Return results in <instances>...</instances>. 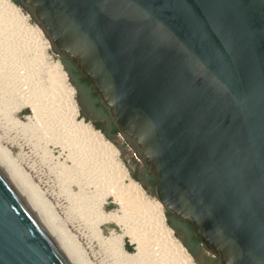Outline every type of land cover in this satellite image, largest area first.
Returning <instances> with one entry per match:
<instances>
[{
  "label": "water",
  "instance_id": "1",
  "mask_svg": "<svg viewBox=\"0 0 264 264\" xmlns=\"http://www.w3.org/2000/svg\"><path fill=\"white\" fill-rule=\"evenodd\" d=\"M216 264H264V0H15ZM0 264H68L0 170Z\"/></svg>",
  "mask_w": 264,
  "mask_h": 264
},
{
  "label": "rangeland",
  "instance_id": "2",
  "mask_svg": "<svg viewBox=\"0 0 264 264\" xmlns=\"http://www.w3.org/2000/svg\"><path fill=\"white\" fill-rule=\"evenodd\" d=\"M10 1L13 2L12 0ZM14 5L18 6L16 3H14ZM18 8L21 10V12H23L24 15H26L25 11L20 6H18ZM0 14V28L4 31L7 38H11V41L8 39L7 40L10 41V43L14 42L12 43V46L10 45L8 50L6 49L7 46H5L4 49H0V78H2V72L4 75L6 74L9 76L8 79V76L5 75L7 79L11 81V95L8 94L9 101L11 98L13 105L22 104L19 106L17 111H12L9 117L27 125L30 122L35 121L38 116H41V118L44 116V126L46 123L52 129V133L54 135L55 133L58 134V138L61 142L60 149L63 151H67L69 149H79V146H84L83 142H85L87 146L92 144L87 138H85L83 135L80 136L77 133L78 131L72 128L70 122L72 118L70 117L71 114L69 108L67 109L68 106L66 103V94L62 92L63 90L61 88V84L56 79L49 66L50 58L55 60L56 57L52 55L49 49H47V53L43 54V56L39 55L40 53L37 50L39 46L37 43H35V37L29 32H26L25 26L22 25L19 20L13 16V14L9 13V15L8 12L6 13V10H4L2 7L0 8ZM28 22L33 26H36L30 20V18H28ZM13 47H15V50ZM38 57L41 58L39 59ZM62 70L64 71L63 67ZM67 83L71 86L68 79ZM73 98L78 114L76 118L79 119L82 116L79 113L76 103L75 91L73 92ZM23 102L27 103L23 104ZM0 103V147L4 148L8 152L9 157H11V159L14 161L17 168H20L21 173L23 172V175L29 179L28 181L35 187V190L39 196L41 195V198L46 203V206L48 205L47 207L54 213L51 214H53V217L55 216L57 219L55 220L58 221H55V225L60 229V226H62L65 234L67 233L69 235V239H71L73 244L77 246L78 251L80 250L79 252H82V256H85L87 264H119L117 263V256H113L111 255V252L105 251L103 241H101L99 238L103 239L106 237L108 239L110 234H114L112 231L121 234L123 232L121 226L115 224L112 221H108L97 224L95 226L96 228H94V232L90 225L86 224L79 218L77 212H73L71 210V204L66 198L67 195H65V192L62 190L61 184H59L60 179L58 180L57 178L59 176L57 171L58 168L56 169L54 165L55 163H53L56 161V158L53 160V162L48 158L42 159V155H40L38 149L34 150L32 141H29L30 135L28 130H26L27 133H25V131H22L19 128H14L12 125L10 126V124H7L3 120L1 117V107L4 104L3 98L2 102ZM31 104L35 107L34 111L31 108ZM67 110H69V112ZM27 117H31V119L27 120ZM86 121L87 120L84 119V122ZM77 136L80 137L81 140H77ZM81 142L82 145H79ZM119 142H121L120 138H118L116 142L109 140V143H111L116 151H118L117 158L127 169V165L122 158V154L126 150L123 149V153L120 152V148L118 147ZM48 149H50L52 155L54 154L56 157L60 151L58 146L49 145ZM92 153L93 157H91L89 160L90 165L95 166L97 163H101V167L100 171L98 173L95 172L94 174L98 177V180H92L90 182V187H88L86 191V198L90 202L91 206L94 205L98 193H101L106 189V187L110 185V183L114 181L111 180L112 175H110L107 163L108 161L103 150L99 147L96 148L93 146ZM61 157H59V161L66 162ZM130 162H132L131 165L136 163L139 169L142 168L141 162H137L133 158ZM50 166L52 168H50ZM54 168L55 171H53ZM70 185L71 190L73 189L72 191L74 193H76L75 191L78 192V189L81 188H78L72 183ZM141 188L147 195V199L149 198L151 199L150 201H156L152 200L154 197L151 193V189L147 190L144 186H141ZM113 198L112 195H107L103 200L101 210L103 209L102 211H105L104 213L106 214L117 211V213L121 215L122 207L115 199L114 201ZM119 209L121 214L119 213ZM149 209L151 208L145 206V208H142V213L138 216H136V214H132L133 217L131 218L133 222L131 219L129 221L131 227L133 226L132 228L138 230V232L141 235H144V238H146L144 240V242H146L144 246L147 250L148 256H146L148 259H146V257L144 258L145 264H180V262L174 257L175 255L172 253V250H169L166 240L161 235H158V230L153 227L152 223H150L152 212H149ZM162 212L165 221V213L163 209ZM135 217L136 219H134ZM172 235L181 245L178 238L174 234ZM122 246L129 254L136 252V244L130 242V238L128 236L122 237ZM203 255L211 260L214 258L210 252L203 253ZM191 260L193 264H196L192 258ZM131 263V261H125L123 264ZM214 263L211 262L210 264Z\"/></svg>",
  "mask_w": 264,
  "mask_h": 264
},
{
  "label": "bare ground",
  "instance_id": "3",
  "mask_svg": "<svg viewBox=\"0 0 264 264\" xmlns=\"http://www.w3.org/2000/svg\"><path fill=\"white\" fill-rule=\"evenodd\" d=\"M1 7L6 10V13L8 12V14H13V16L18 19L22 25L25 26L26 32H29L35 37V43H37L40 52L43 54V48H48V42L43 37L40 29L37 26H33L32 24H30L28 22V16L24 15L23 12H21V10L18 8V6L14 5V3L10 0H0V8ZM7 39L11 41V38H7L4 31L0 28V49H4V47L7 46L6 49L8 50L10 45L12 46V43L14 42L10 43V41H8ZM13 48L15 50V47ZM49 66L56 79L60 82L61 88L63 90L62 92L66 94V103L68 106L67 109L69 108L71 114L70 117L72 118V120L70 121L72 128L78 131L77 133L80 136L83 135L85 138H87L92 144L87 146V144L83 142L84 146H79V149H69L67 151H63L60 149L61 142L58 138V134L55 133L54 135L52 133V129L46 123L44 126V116H42L43 119L41 118V116H38L35 121L30 122L27 125L13 120V118L9 117L12 111H17L19 109V106H21L22 104L13 105V103L11 102V98L9 101L8 94L11 95V81L8 80L9 76L5 74L6 76H8L7 79V77L2 72V78H0V102H2L3 98L4 104L1 107V117L3 118V120L7 124H10V126L12 125L14 128H19L20 130L25 131V133H27L26 130H28L30 135H27L29 136V141H32L34 150L38 149L40 155H42V159L48 158L53 162V160H55L56 158V161H54L53 163H55L54 165L56 169L58 168L57 171L59 176L57 178L58 180L60 179L59 184H61L62 190L65 192V195H67L66 198L71 204V210L73 212H77L79 218L86 224L90 225L91 229H93L94 232V228H96L95 226L99 223L112 221L115 224L121 226L123 230L121 234L112 231L114 234H110L108 236V239L106 237L103 239L98 237L99 239H101V241H103L105 251L111 252V255L113 256H117V263L123 264L125 261H131L133 264H145L144 258L146 257V259H148L147 250L144 246L146 244V242H144L146 238H144V235H141L138 230L132 228L133 226L131 227L129 222L130 219L132 220V214H136V216H138L142 213V208L148 206L151 208L149 209V212L151 211L153 216L152 219L150 213L153 227L158 230L159 233L156 231L158 235H161L166 240L169 246V250L171 249L172 253L175 255L174 257L180 262V264H193L189 254L186 253L184 247H182L176 241V239L172 235L171 229H169L165 224L161 204L157 200L150 201L151 199L149 198L148 200L147 196H145V193L138 186V184L130 179H126V171L117 159L116 149L104 138L102 139V136L94 128L76 118L77 108L73 98L74 90L67 83L65 75L59 66V63H49ZM26 103L27 102H23V104ZM31 108L33 109V111L35 110L34 105H32ZM69 110L67 111L69 112ZM30 119L31 117H27V120ZM76 138L77 140H81V138L78 136ZM49 145L59 147L60 151L57 157L54 156V154L52 155L50 149H48ZM79 145H82V142ZM93 146L96 148L99 147L103 150L104 155L106 156V159L108 161L107 163L110 175H112L111 180L114 181L110 183V187H106L105 190H103V188V191L101 193H98L94 205L91 206L90 202L86 198V191L87 188L90 187V182L92 180H98V177L94 174L95 172L98 173L101 167V163H97L95 166L90 165L89 160L91 159V157H93ZM59 157L63 158L66 162L59 161ZM50 168L52 167L50 166ZM0 170L3 172L12 186L16 189L22 200L29 207L39 223L53 240L68 264H87L85 256H82V252H79L80 250L78 251L77 246L73 244V241L71 239H69V235L67 233L65 234L62 226L59 225L61 227L60 229L55 225V221L57 219L55 218V216L53 217L54 213L47 207L48 205L46 206V203L41 198V195L39 196V194L35 190V187L28 181L29 179H27L26 176L23 175V172L21 173L20 168H17L14 161L11 159V157H9L8 152L2 147H0ZM53 171H55V168ZM71 183L75 184L78 188L81 187L78 189V192L75 191L76 193H74L72 191L73 189L71 190ZM107 195H112V198L114 197L113 200L115 199L118 204L121 205L122 214L120 213L119 209V213L121 215H119L117 211L109 212L108 214H106L104 213L105 211H102L103 209L101 210V205ZM134 219H136V217ZM153 221L155 225L153 224ZM123 236H128L130 238V242L136 244L135 253L129 254L124 250L122 246Z\"/></svg>",
  "mask_w": 264,
  "mask_h": 264
},
{
  "label": "flooded vegetation",
  "instance_id": "4",
  "mask_svg": "<svg viewBox=\"0 0 264 264\" xmlns=\"http://www.w3.org/2000/svg\"><path fill=\"white\" fill-rule=\"evenodd\" d=\"M58 59L66 72L69 83L74 88L78 110L83 119H86L93 128L97 129L102 134L104 138L116 142L119 135L110 122L105 109L98 103L97 97L90 89L87 81L81 77L70 61L61 57H58ZM118 147L120 148V152L123 153V149L125 148L121 142H119ZM122 158L127 165L130 178L138 182L141 186H144L147 190H152L154 179L147 173L143 163L141 162V169L138 168L136 163L131 165L132 162L130 161L132 158L127 155L126 151L122 154ZM132 174L136 179L131 176ZM166 224L196 264H210L211 262H215V258L211 260L203 255V253H208V251L204 249L199 239L192 235L191 230L185 221L178 220L175 217H167ZM214 264H216V262Z\"/></svg>",
  "mask_w": 264,
  "mask_h": 264
},
{
  "label": "built area",
  "instance_id": "5",
  "mask_svg": "<svg viewBox=\"0 0 264 264\" xmlns=\"http://www.w3.org/2000/svg\"><path fill=\"white\" fill-rule=\"evenodd\" d=\"M26 14V13H25ZM27 15V14H26ZM28 16V15H27ZM29 18V17H28ZM44 37V36H43ZM35 47H36V45H35ZM37 48V47H36ZM47 49H49V46H48V48ZM47 49L45 48H43V54H46L47 53ZM37 50L40 52V49L39 48H37ZM50 50V49H49ZM52 53V52H51ZM41 52H40V55L42 56L43 55ZM52 55L54 56V57H56V59L55 60H53L52 58H50V60H49V63H53V62H58L59 63V66H60V68H61V70H62V66H61V63H60V61H59V59H58V56L57 55H55L54 53H52ZM53 60V61H52ZM63 71V70H62ZM63 73H64V75H65V78H66V81H67V75H66V73L63 71ZM77 115L78 114H76V117H77ZM79 120H81V121H83L84 122V119H83V117H80L79 118ZM84 123H87L88 125H90V123L88 122V121H86V122H84ZM91 126V125H90ZM92 127V126H91ZM93 128V127H92ZM101 136H102V134L97 130V129H95ZM102 138H104L103 136H102ZM119 138H120V140H121V144L124 146V148H125V150H126V153H127V155L129 156V157H131V158H133V159H135L134 158V152H133V150H132V148L124 141V139H122L120 136H119ZM106 141H108L109 142V140H107L106 138H104ZM111 144V143H110ZM117 156H118V151H117ZM118 159V158H117ZM119 160V159H118ZM136 160V159H135ZM136 161H138V160H136ZM119 162L121 163V166L125 169V171H126V179L128 180V179H130V180H132V181H134L132 178H130V176H129V173H128V171H127V169H126V167L124 166V164L119 160ZM136 184H138V186L141 188V186L139 185V183L138 182H136V181H134ZM142 189V188H141ZM143 190V189H142ZM143 192H144V190H143ZM145 193V192H144ZM146 195V194H145ZM147 196V195H146ZM155 199V198H154ZM156 200V199H155ZM105 202V201H104ZM165 222V221H164ZM150 223H152L151 222V218H150ZM172 234H173V232H172Z\"/></svg>",
  "mask_w": 264,
  "mask_h": 264
},
{
  "label": "trees",
  "instance_id": "6",
  "mask_svg": "<svg viewBox=\"0 0 264 264\" xmlns=\"http://www.w3.org/2000/svg\"><path fill=\"white\" fill-rule=\"evenodd\" d=\"M14 3H16V1L15 0H12ZM17 4V3H16ZM67 60V59H66ZM134 179H136L135 177H134V175L132 174L131 175ZM151 193H152V191H151ZM165 213V216H166V222H167V217H174V216H172V215H170L169 213H167V212H164Z\"/></svg>",
  "mask_w": 264,
  "mask_h": 264
}]
</instances>
